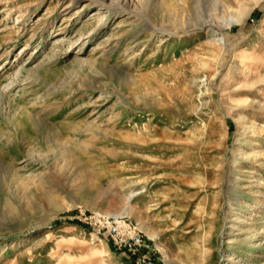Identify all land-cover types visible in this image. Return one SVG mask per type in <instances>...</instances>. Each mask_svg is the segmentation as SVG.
Masks as SVG:
<instances>
[{
    "label": "rangeland",
    "instance_id": "obj_1",
    "mask_svg": "<svg viewBox=\"0 0 264 264\" xmlns=\"http://www.w3.org/2000/svg\"><path fill=\"white\" fill-rule=\"evenodd\" d=\"M94 214L264 264V0H0V264H135Z\"/></svg>",
    "mask_w": 264,
    "mask_h": 264
},
{
    "label": "built area",
    "instance_id": "obj_2",
    "mask_svg": "<svg viewBox=\"0 0 264 264\" xmlns=\"http://www.w3.org/2000/svg\"><path fill=\"white\" fill-rule=\"evenodd\" d=\"M90 219L98 224L97 232L100 227L104 225L103 221L106 220L99 214H94ZM121 223L122 225L119 227L115 220L110 223L106 222L103 226L105 228L104 236L109 238L114 247L130 254V256L133 257L135 264H154L150 255L151 248L149 243L139 237L133 227L128 226L123 221H121Z\"/></svg>",
    "mask_w": 264,
    "mask_h": 264
},
{
    "label": "bare ground",
    "instance_id": "obj_3",
    "mask_svg": "<svg viewBox=\"0 0 264 264\" xmlns=\"http://www.w3.org/2000/svg\"><path fill=\"white\" fill-rule=\"evenodd\" d=\"M110 11V10H109ZM122 220L119 219V221L117 222V225L120 227L122 225L121 223ZM99 222H100V219H99ZM124 226V225H123ZM126 228V227H125Z\"/></svg>",
    "mask_w": 264,
    "mask_h": 264
}]
</instances>
